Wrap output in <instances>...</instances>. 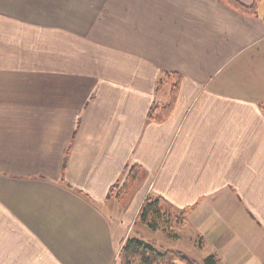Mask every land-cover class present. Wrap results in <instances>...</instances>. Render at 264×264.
<instances>
[{"label": "crops", "instance_id": "crops-1", "mask_svg": "<svg viewBox=\"0 0 264 264\" xmlns=\"http://www.w3.org/2000/svg\"><path fill=\"white\" fill-rule=\"evenodd\" d=\"M149 195L186 210L170 246ZM139 234L264 264V0H0V264H119Z\"/></svg>", "mask_w": 264, "mask_h": 264}, {"label": "trees", "instance_id": "trees-1", "mask_svg": "<svg viewBox=\"0 0 264 264\" xmlns=\"http://www.w3.org/2000/svg\"><path fill=\"white\" fill-rule=\"evenodd\" d=\"M238 9L247 12H257L260 0H255L252 6H246L237 0H226ZM176 82L173 85L172 95L167 104L162 106L161 117L164 119L173 109L177 91L179 88L180 77L173 75ZM157 113L155 112V115ZM130 184L122 187L119 194L126 192ZM113 193L116 192L113 190ZM186 210L177 209L166 198L156 195H149L140 210L138 224L146 227L151 232H162L169 242L176 241L180 238L177 232L186 222ZM181 250L165 248L158 246L152 240H145L140 237H129L121 248L119 254V264H220L215 254H210L202 261L189 259Z\"/></svg>", "mask_w": 264, "mask_h": 264}, {"label": "rangeland", "instance_id": "rangeland-1", "mask_svg": "<svg viewBox=\"0 0 264 264\" xmlns=\"http://www.w3.org/2000/svg\"><path fill=\"white\" fill-rule=\"evenodd\" d=\"M145 229L147 230V231H149V232H151L149 229H147L146 227H145ZM145 232V234L147 235V233L148 232ZM178 233H179V230L177 231ZM161 234H159L160 235V240H162L163 241V243H165V246H170V243L166 240V237L164 236V234L162 233V232H160ZM137 236H140V237H142L140 234L139 235H137ZM142 238H144V237H142ZM145 240H149L147 237L146 238H144ZM184 253H182V254H184V255H187V257L189 258V259H195V260H198V259H196L195 257H193V256H191L190 254H188L187 252H185V251H183Z\"/></svg>", "mask_w": 264, "mask_h": 264}]
</instances>
